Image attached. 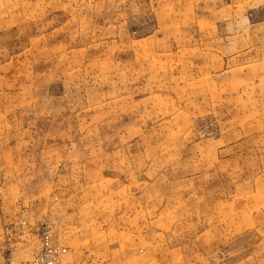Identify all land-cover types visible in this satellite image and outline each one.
<instances>
[{
	"label": "rangeland",
	"instance_id": "1",
	"mask_svg": "<svg viewBox=\"0 0 264 264\" xmlns=\"http://www.w3.org/2000/svg\"><path fill=\"white\" fill-rule=\"evenodd\" d=\"M46 234L264 264V0H0V262Z\"/></svg>",
	"mask_w": 264,
	"mask_h": 264
},
{
	"label": "built area",
	"instance_id": "2",
	"mask_svg": "<svg viewBox=\"0 0 264 264\" xmlns=\"http://www.w3.org/2000/svg\"><path fill=\"white\" fill-rule=\"evenodd\" d=\"M66 254L67 247L46 234L41 237L38 249L28 259L16 261L8 258L0 264H64Z\"/></svg>",
	"mask_w": 264,
	"mask_h": 264
},
{
	"label": "crops",
	"instance_id": "3",
	"mask_svg": "<svg viewBox=\"0 0 264 264\" xmlns=\"http://www.w3.org/2000/svg\"><path fill=\"white\" fill-rule=\"evenodd\" d=\"M23 243H24V242H23ZM3 247H4V246H3ZM10 255H12V254H11V252H10V253H8V256H7V257H5V256H4L3 258H4V259L11 258V256H10Z\"/></svg>",
	"mask_w": 264,
	"mask_h": 264
}]
</instances>
